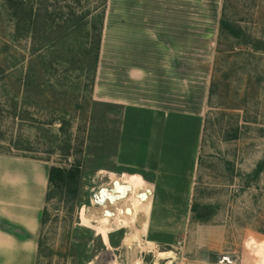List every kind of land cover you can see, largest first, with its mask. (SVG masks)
I'll return each instance as SVG.
<instances>
[{
    "label": "rangeland",
    "instance_id": "obj_1",
    "mask_svg": "<svg viewBox=\"0 0 264 264\" xmlns=\"http://www.w3.org/2000/svg\"><path fill=\"white\" fill-rule=\"evenodd\" d=\"M66 2L91 15L74 29L63 24L57 36L48 28L52 44L32 47L30 38L14 39L0 0V149L50 166L82 167L76 200L64 202L55 193L47 204L38 264H132L137 258L142 264H264V169L255 175L264 161V51L216 39L215 87L200 140L199 121L93 101L86 20L102 7L95 8L100 0ZM228 14L264 40V0H229ZM12 105L16 117L8 113ZM132 174L155 188L139 178L154 189L153 202L146 200L148 235L127 246L132 229L109 219L106 233L91 213L100 209L86 208L99 187L114 176L131 184ZM193 204L211 206L209 221L193 218ZM136 227L143 230V218ZM159 253L173 258L160 260Z\"/></svg>",
    "mask_w": 264,
    "mask_h": 264
},
{
    "label": "crops",
    "instance_id": "obj_2",
    "mask_svg": "<svg viewBox=\"0 0 264 264\" xmlns=\"http://www.w3.org/2000/svg\"><path fill=\"white\" fill-rule=\"evenodd\" d=\"M222 4L108 0L93 101L199 121L201 140ZM49 169L0 154V264H35ZM136 177L128 178L133 190L146 192L144 177Z\"/></svg>",
    "mask_w": 264,
    "mask_h": 264
},
{
    "label": "trees",
    "instance_id": "obj_3",
    "mask_svg": "<svg viewBox=\"0 0 264 264\" xmlns=\"http://www.w3.org/2000/svg\"><path fill=\"white\" fill-rule=\"evenodd\" d=\"M7 16L10 23L13 25V37L15 40L30 38L32 42V47L36 43L41 41L42 44L48 42L47 30L50 32L56 33V36L60 32V29L63 27V24H70L71 29H74L76 26H79L80 21L83 19H88L91 15V9L86 10L82 14H78L74 5H71L66 2V5L61 4L62 0H3ZM79 4L80 0H73ZM108 0H100L95 8L102 7L101 12L97 16L91 18V22L86 20V23H89L90 31L88 30L89 37V50L88 54L93 53L94 61V73L91 79V87L93 90L94 81H95V71L97 66V61L99 57V52L102 42L103 34V24L106 13ZM229 0H223L221 14L219 18V28H218V37L217 44L227 38L231 37L235 40L236 45H242L248 47L255 51H264V40L253 37L251 34L243 30L239 24L234 23L228 14ZM49 28V29H48ZM41 35V37L39 36ZM59 38L56 37L55 41ZM41 44V45H42ZM0 79H4V70L0 68ZM214 81L211 80L210 89H209V99L208 104L211 100L213 91H214ZM12 117H16V108L14 105L11 107V111L8 112ZM1 155H10V156H19L25 158L38 159L36 157L19 155L13 153L11 150L2 151L0 149ZM264 169V161L260 162L255 170V175L260 174ZM82 167L80 164H73L69 167H64L61 165H51L49 169L48 176V188L45 198V207L41 216V232L38 241V250L36 255L35 264H38V257L42 253L43 248V227L46 225L49 219L47 204L52 199L53 195L56 193L60 196V199L64 202H73L76 200L79 185L81 180ZM197 204H193L192 212L193 218L201 221L207 222L211 218L212 208L211 206H203L198 209Z\"/></svg>",
    "mask_w": 264,
    "mask_h": 264
},
{
    "label": "bare ground",
    "instance_id": "obj_4",
    "mask_svg": "<svg viewBox=\"0 0 264 264\" xmlns=\"http://www.w3.org/2000/svg\"><path fill=\"white\" fill-rule=\"evenodd\" d=\"M115 179H119L120 181L122 180L120 176L118 177L114 176V180ZM146 188L148 191L152 193V196H146L145 199H140L137 197L136 191L133 190L126 200L117 204L115 207L110 208L117 215L113 221L114 224H116V228L128 227L132 229L134 232L132 235H129L128 240L125 242V245L127 246H130L133 240H137L139 243L142 244V235L143 236L146 234L148 235L147 232H148V227L150 223V215H149V202H147L146 200L153 202V189L149 186H147ZM128 208H130L131 210L129 213L127 212ZM102 210L103 209L100 208L99 213H98V210H93L91 211V213L93 214V217L95 219L100 220L105 232L108 233L109 231H112L111 221L109 220L108 217H105L100 214ZM139 218L144 219V227L142 231L136 227V223L137 221H139ZM146 243L148 246L154 247L152 242L147 241ZM171 257L173 258L172 253H159L158 254V258L160 260H165ZM107 264H119V262L116 261V259H112ZM132 264H142V260L137 258L132 262Z\"/></svg>",
    "mask_w": 264,
    "mask_h": 264
},
{
    "label": "water",
    "instance_id": "obj_5",
    "mask_svg": "<svg viewBox=\"0 0 264 264\" xmlns=\"http://www.w3.org/2000/svg\"><path fill=\"white\" fill-rule=\"evenodd\" d=\"M132 191L133 186L131 184L123 183L119 179H115L111 185L101 186L91 195L90 205L87 206L86 210L89 211L93 208H102V215L113 221L117 215L110 208L126 200ZM136 195L140 199L146 198V194L143 191L136 192ZM130 211V208H128L127 212L129 213ZM129 229L130 228H124L126 232H128Z\"/></svg>",
    "mask_w": 264,
    "mask_h": 264
}]
</instances>
